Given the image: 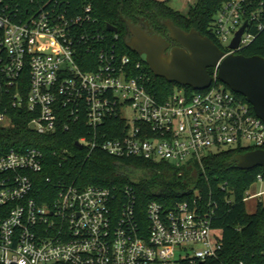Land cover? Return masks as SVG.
<instances>
[{
	"label": "built area",
	"instance_id": "obj_1",
	"mask_svg": "<svg viewBox=\"0 0 264 264\" xmlns=\"http://www.w3.org/2000/svg\"><path fill=\"white\" fill-rule=\"evenodd\" d=\"M164 1V0H161ZM196 3L198 0H186ZM73 16L57 0H0V90L14 108L26 106L38 135L66 132L84 122L91 130L81 145L91 157L110 156L197 164L222 150H264V122L252 106L224 85L205 91L177 89L166 100L148 90L141 61L117 48L91 18ZM247 22L240 48L230 49ZM264 33V0H228L214 19L225 56L239 54ZM217 84V85H216ZM0 111V126H10ZM67 153V151H65ZM44 169L36 148L0 150V264H217L222 238L213 213L188 202L166 208L151 202L140 210L136 193L59 183L47 203L35 198V177ZM264 172L246 193L245 204L264 205Z\"/></svg>",
	"mask_w": 264,
	"mask_h": 264
},
{
	"label": "trees",
	"instance_id": "obj_2",
	"mask_svg": "<svg viewBox=\"0 0 264 264\" xmlns=\"http://www.w3.org/2000/svg\"><path fill=\"white\" fill-rule=\"evenodd\" d=\"M32 1L36 4L42 0H16L23 9ZM57 1L66 5L68 13L73 16H85L86 7L90 6L91 18L98 22L99 31L109 38L114 34L107 30V26L117 28V48L144 64L150 76L148 90L161 100H166L177 89L190 93L195 90L156 77L141 57L127 48L131 36L126 20L138 26H143L142 22L146 20L153 31L162 36L167 31L165 22L172 21L186 32L196 30L223 49L214 34V19L228 0H198L187 14L175 11L168 2L161 0ZM239 54L264 58V33L258 34L256 40ZM209 72L214 73L213 69ZM8 95L0 90V111L6 112L12 121L10 126H0V150L23 153L36 148L42 151L44 169L35 177L34 193L39 203L49 202V193L53 194L51 199L54 198V189L59 183L72 184L80 189L102 187L118 191L130 186L136 193L138 207L143 211L151 202H158L166 208L188 202L200 212L213 213L212 226L222 232L223 243L217 264H264V205L260 204L254 214H248L244 202L246 193L263 170L238 168L235 157L246 152L222 150L213 153L205 158L203 168L197 164L176 168L166 162L120 159L101 150H96L88 158L85 150L77 145L81 138H89L91 134L84 122L73 125L68 132L59 127L55 134L38 135L30 128L33 116L28 108H14ZM189 166L197 171V178L193 177L192 171H187Z\"/></svg>",
	"mask_w": 264,
	"mask_h": 264
},
{
	"label": "water",
	"instance_id": "obj_3",
	"mask_svg": "<svg viewBox=\"0 0 264 264\" xmlns=\"http://www.w3.org/2000/svg\"><path fill=\"white\" fill-rule=\"evenodd\" d=\"M147 31L131 20H126L130 33L127 48L141 57L151 72L171 84L190 87L195 91H205L212 87L214 78L210 70H217V80L234 93L243 96L252 106L255 114L264 122V58L246 57L242 54L225 56L224 51L210 38L202 37L199 32H186L166 21L169 38L153 31L151 24L143 20ZM247 22L236 33L230 45L237 51ZM110 33L117 28L109 25ZM81 147L80 144H77ZM238 168L244 171L262 169L264 172V150H257L235 157ZM187 171L198 173L191 166Z\"/></svg>",
	"mask_w": 264,
	"mask_h": 264
},
{
	"label": "rangeland",
	"instance_id": "obj_4",
	"mask_svg": "<svg viewBox=\"0 0 264 264\" xmlns=\"http://www.w3.org/2000/svg\"><path fill=\"white\" fill-rule=\"evenodd\" d=\"M166 2H168V5L174 9L177 12H180L182 14H187L190 7L194 6V3H188L186 0H164ZM261 190V186L257 185L254 188L255 192H260ZM264 200V198H263ZM264 202V201H263ZM257 200H250L246 203V210L248 212V214H254L257 210ZM215 235H217L218 238H222V232L219 230H214L213 232Z\"/></svg>",
	"mask_w": 264,
	"mask_h": 264
},
{
	"label": "flooded vegetation",
	"instance_id": "obj_5",
	"mask_svg": "<svg viewBox=\"0 0 264 264\" xmlns=\"http://www.w3.org/2000/svg\"><path fill=\"white\" fill-rule=\"evenodd\" d=\"M142 24H143V26H140V27H141L143 30L147 31V27L145 26L144 22H142ZM164 36H165L166 38H169V33H168V31H165V32H164Z\"/></svg>",
	"mask_w": 264,
	"mask_h": 264
}]
</instances>
